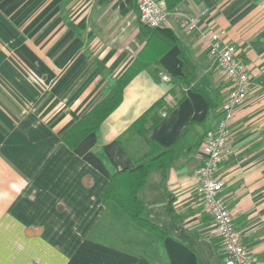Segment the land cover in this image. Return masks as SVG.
<instances>
[{"label": "crops", "instance_id": "0c3cea01", "mask_svg": "<svg viewBox=\"0 0 264 264\" xmlns=\"http://www.w3.org/2000/svg\"><path fill=\"white\" fill-rule=\"evenodd\" d=\"M188 16L200 17L198 29ZM141 24L138 0H0V264H158L159 256L162 264H225L197 189L204 135L220 117L209 100H224L230 87L209 55L206 35L214 31L250 65L217 176L252 264H264V0H183L164 25L179 42L161 57L160 73L140 71L99 132L76 149L62 140L105 96L96 61L120 76L145 46ZM185 75L189 85L177 78ZM162 98L149 138L170 145L193 123L148 197L160 202L152 211L167 237L159 242L103 201L110 172L97 150L117 169L132 167L147 146L128 129ZM143 190L147 218L151 191Z\"/></svg>", "mask_w": 264, "mask_h": 264}, {"label": "trees", "instance_id": "16d2710c", "mask_svg": "<svg viewBox=\"0 0 264 264\" xmlns=\"http://www.w3.org/2000/svg\"><path fill=\"white\" fill-rule=\"evenodd\" d=\"M166 1L168 10L172 11L183 0ZM67 22L74 27L71 21L68 20ZM141 31L146 38L145 46L120 76H111L106 65L100 60L96 61L107 79L105 96L87 114L62 134V140L70 149H76L89 134L99 132L102 123L121 104L126 86L140 71L149 66H154V70L158 75L161 71V57L179 42L176 32L167 26L149 27L141 24ZM177 78L185 84H190L188 75L178 76ZM184 98L185 95L179 99V102ZM223 101V99L216 102L209 100V111L214 108H221ZM164 105V98L157 100L130 125L128 132L140 137L147 146L141 154L132 158V167L117 169L111 164L102 148L97 150V155L110 172L109 182L102 193L103 201L116 203L131 220L152 233L159 242H162L167 237V232L159 223L144 216L146 207L140 192L147 184L151 172L159 170L162 177L165 178L169 167L179 156L178 143L180 139L184 137L190 124L193 123H189L184 127L170 145H163L159 141L149 138V132L162 118L159 115V110Z\"/></svg>", "mask_w": 264, "mask_h": 264}, {"label": "built area", "instance_id": "2783aa9c", "mask_svg": "<svg viewBox=\"0 0 264 264\" xmlns=\"http://www.w3.org/2000/svg\"><path fill=\"white\" fill-rule=\"evenodd\" d=\"M138 8L140 22L149 27L164 26L169 16L166 0H138ZM187 20L191 28L198 29L200 17L188 16ZM224 34V31H214L206 35L209 55L230 87L220 108V117L204 135L197 189L221 239L224 263L252 264L251 253L235 226L228 203L221 195L224 182L217 176V170L227 156L233 121L247 98L251 79L249 63L236 45L223 40ZM162 78L171 80L168 75H162Z\"/></svg>", "mask_w": 264, "mask_h": 264}, {"label": "rangeland", "instance_id": "374dc122", "mask_svg": "<svg viewBox=\"0 0 264 264\" xmlns=\"http://www.w3.org/2000/svg\"><path fill=\"white\" fill-rule=\"evenodd\" d=\"M159 175H160L159 170L154 171V172L151 173V175L148 178L147 184L144 187V190H143L144 192L143 193L145 195L146 193H148V191H151V194H148L147 195V198H145L146 199V202H147V209H148L146 211L147 212V214H146L147 218H149V219H151V220H153V221H155V222H157V223H159L161 225V215L160 214H155L152 211L153 208H155V207L157 208L158 207V205L160 204V202H158L157 199H156L157 201L156 200H150V201H148L149 200L148 197L149 198L153 197L155 190L158 189L159 182L157 180H159V178H158ZM155 250H157V249L154 248V252H155ZM156 261H157L158 264H162L161 263L162 262L161 261V256H159V259H156Z\"/></svg>", "mask_w": 264, "mask_h": 264}]
</instances>
